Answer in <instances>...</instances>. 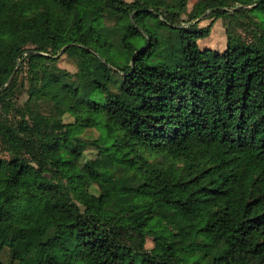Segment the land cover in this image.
<instances>
[{"label":"trees","instance_id":"16d2710c","mask_svg":"<svg viewBox=\"0 0 264 264\" xmlns=\"http://www.w3.org/2000/svg\"><path fill=\"white\" fill-rule=\"evenodd\" d=\"M246 5L264 10V0ZM171 8L0 0V35L16 31L22 44L0 53V95L22 63L35 81L18 126L0 100L9 156L0 157V194L15 192L0 207V256L8 249L10 264H121V250L126 264H264V34L256 43L227 36L223 52L201 49L210 27L178 24L186 1ZM108 17L118 20L116 41ZM114 48L126 56L123 69L99 60L98 50ZM62 49L73 74L57 66ZM83 86L101 100H80ZM93 127L102 131L97 158L82 163L80 134ZM146 151L163 160L148 161ZM28 229L39 232L36 245Z\"/></svg>","mask_w":264,"mask_h":264},{"label":"rangeland","instance_id":"374dc122","mask_svg":"<svg viewBox=\"0 0 264 264\" xmlns=\"http://www.w3.org/2000/svg\"><path fill=\"white\" fill-rule=\"evenodd\" d=\"M127 3L133 0H124ZM165 3L172 7L169 9L170 13L178 12V5L181 0H163ZM186 1V9L181 15V21L178 22L182 27L189 31H198L210 27V34L208 38L198 41V45L201 49L210 48L218 52H223L226 47L227 36L240 38L245 43H256L258 42L259 35L264 34V10L261 7H252L246 5L254 2L255 0H182ZM210 1L209 9L206 12L201 13L197 11L193 12L196 8L195 5H199L202 2ZM165 10H163L164 12ZM117 18L108 17L104 20L105 25L113 31L111 38L113 41L119 39V33L115 32L117 24ZM144 44V43H143ZM21 41L16 31H12L7 35H0V53H9L13 49H18L21 46ZM38 43H34L26 46L29 50H35ZM65 49H62L56 56L57 66L71 74L76 72L75 60L63 54ZM99 60L106 63L108 67L113 69H123L125 66V54L119 52L118 49L114 48L109 53H104L102 50H98ZM23 62V60H22ZM13 83L9 85L7 91H4L0 95V100H7L8 113H5L2 102L0 101V111H3L7 115V120L11 125L18 126L20 118L18 115V107L22 106L28 98V95L35 87V81L27 73L25 63L21 66H16L15 71L12 75ZM11 80V81H12ZM54 88L57 89V85L54 84ZM3 89L2 79L0 76V92ZM67 98H70L69 92H63ZM79 99L83 101H100V95L93 91L87 86H83L79 92ZM93 101V100H92ZM64 122L68 123L72 119L64 115ZM102 135V131L97 128L85 129L81 134V139L86 143V149L84 151V158L82 163L87 161H94L97 158L96 141ZM94 143V144H93ZM142 156L152 163H159L163 160V155H152L149 152H143ZM0 157L7 159L9 156L6 153L2 140L0 138ZM14 191H4L0 194V207L10 208L14 197ZM92 195H97V188L93 186L90 188ZM151 198H142L143 203H147ZM25 238L28 242L36 245L39 238V232L37 230L28 229L24 232ZM154 246L153 239L151 237L146 238L144 247L147 250L152 249ZM127 253L124 250L120 251L121 264H126ZM0 260L4 264H10V251L3 249Z\"/></svg>","mask_w":264,"mask_h":264}]
</instances>
